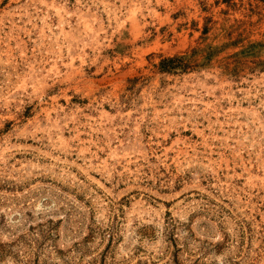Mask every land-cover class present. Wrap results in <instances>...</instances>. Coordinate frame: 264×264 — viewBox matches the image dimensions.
Wrapping results in <instances>:
<instances>
[{
    "label": "rangeland",
    "instance_id": "obj_1",
    "mask_svg": "<svg viewBox=\"0 0 264 264\" xmlns=\"http://www.w3.org/2000/svg\"><path fill=\"white\" fill-rule=\"evenodd\" d=\"M0 264H264V0H0Z\"/></svg>",
    "mask_w": 264,
    "mask_h": 264
},
{
    "label": "trees",
    "instance_id": "obj_2",
    "mask_svg": "<svg viewBox=\"0 0 264 264\" xmlns=\"http://www.w3.org/2000/svg\"><path fill=\"white\" fill-rule=\"evenodd\" d=\"M224 2L230 5L231 0H224ZM208 27L205 28V32ZM244 46V45H243ZM240 49L236 53L238 57H256L258 53V48L262 45L260 43H251L249 42L246 46ZM205 52V54H204ZM215 54V50L212 49L211 45H208L206 48H195L191 53H186L185 55H176L174 57H166L160 61L158 69L165 72H173L177 69L187 70L191 67L192 62L198 63L199 60L207 62ZM256 64L258 61H254ZM200 64V63H198Z\"/></svg>",
    "mask_w": 264,
    "mask_h": 264
}]
</instances>
